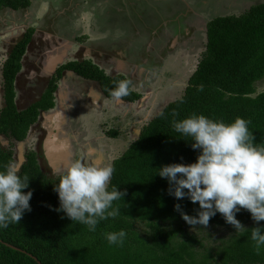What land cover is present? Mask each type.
Here are the masks:
<instances>
[{
	"label": "trees",
	"instance_id": "obj_1",
	"mask_svg": "<svg viewBox=\"0 0 264 264\" xmlns=\"http://www.w3.org/2000/svg\"><path fill=\"white\" fill-rule=\"evenodd\" d=\"M29 4L30 0H0V12ZM206 31V48L184 94L145 124L138 138L111 165L114 171L109 190L116 187L124 193L113 202V207L120 209L119 215L101 220L96 230L90 231L56 211L60 201L54 185L62 174H47L36 154L30 152L19 174L29 180L23 191L33 193L31 210L25 211L19 224L0 229V264H264V246L257 252L251 239L252 228L264 230V221L257 224L248 210L241 209L236 218L242 230L218 248L201 251L202 240L189 231V224L175 209L179 203L183 211L197 215L198 202L193 204L187 197L177 200L169 194L167 179L157 173L163 165L197 159L199 150L191 147L190 138L181 137L172 127L173 120L192 113L225 122L242 117L250 121L255 142L264 143V91L257 92L256 87L264 80V2L242 15L215 17ZM32 33H25L3 69L5 106L0 112V143L8 140V144H0V170L16 162L15 144L26 138L41 110L55 105L58 86L53 82L38 103L24 110L16 105L15 80ZM63 69L96 80L108 97L117 82L129 80L123 74H107L92 61L67 63L59 73ZM140 97L130 88L123 99L136 101ZM209 224L234 227L220 213L210 218ZM120 230L127 233L123 244H109L106 234Z\"/></svg>",
	"mask_w": 264,
	"mask_h": 264
},
{
	"label": "rangeland",
	"instance_id": "obj_2",
	"mask_svg": "<svg viewBox=\"0 0 264 264\" xmlns=\"http://www.w3.org/2000/svg\"><path fill=\"white\" fill-rule=\"evenodd\" d=\"M263 2L264 0H170L168 3L159 0H35L34 6L18 11L3 9L0 12V60L10 53L19 33L17 29V34H12L10 28L3 30L4 21L12 24L14 20H22L25 22L22 25H27L36 20L37 30L24 61L25 69L29 72L45 76L43 64L49 55L47 50L56 48L41 40L50 34L52 40H60L59 44H65L67 48L51 53L53 57L60 58L61 61L89 58L111 76L123 74L128 77L132 82V89L142 96L135 102L123 100L117 103L114 98L103 95L96 80L79 76L78 81L83 84L80 91L84 96L75 101L74 97L77 96H71L69 92L66 104L62 106L64 108L59 106L53 111L58 115L55 123L58 137L53 134L50 139L57 143L68 140L69 164L75 159H81L111 166V161L124 153L138 138L145 124L166 105L184 94L206 48L208 22L218 16L245 14L252 6ZM49 5L58 11L50 9ZM43 7L48 10L43 12ZM187 27L191 28L189 34L185 31ZM174 36L180 38L175 45L172 42ZM89 49L98 50L102 55L94 52L88 54ZM2 66L1 62V80ZM33 84H19L16 102H19L20 109L23 108L22 104L28 103L26 95ZM90 87L97 90L100 98L86 95ZM256 87L257 92L264 91V80L257 82ZM74 92H78V89L74 88ZM59 93L65 96L64 89ZM33 98L31 96V100ZM64 99L61 105L64 104ZM3 101L1 90L0 105L4 104ZM52 119L54 123V116ZM41 125L40 130L36 125L32 128L33 137L39 138L38 134H43L42 138L47 136L46 130L52 131L47 120ZM111 126L116 127L117 137L109 135L107 130ZM28 142L29 138L19 144L22 151L17 146L15 164L19 165L24 159ZM6 143L3 140L0 144L4 146ZM40 156L42 170H49L48 165L54 170L52 162L49 163L43 154ZM61 166L65 167L59 168V171L67 168V165ZM138 225L141 231L146 230L144 224ZM188 229L202 240L204 247L200 248L201 251L205 248H218L237 231L235 227L209 223L206 226L189 224Z\"/></svg>",
	"mask_w": 264,
	"mask_h": 264
},
{
	"label": "clouds",
	"instance_id": "obj_3",
	"mask_svg": "<svg viewBox=\"0 0 264 264\" xmlns=\"http://www.w3.org/2000/svg\"><path fill=\"white\" fill-rule=\"evenodd\" d=\"M131 81L124 79L110 91L117 103L130 94ZM203 91V86L199 87ZM178 115V113H174ZM250 121L236 117L232 122L216 120L203 114L192 113L182 120H173L172 127L181 137L192 141L191 147L199 150L192 163L163 165L157 172L169 182V194L177 200L187 197L198 202L197 215L176 211L190 225H208L210 218L220 213L237 231L242 228L236 213L246 209L259 224L264 221V143H256L249 131ZM24 157V155H23ZM24 160V159H23ZM22 160V162H23ZM114 169L98 161L73 160L54 185L63 212L74 222L95 231L101 220L115 218L120 209L113 202L124 195L119 188L109 184ZM20 167L8 163L0 170V229L19 224L25 211L31 210L32 191L29 180L21 177ZM127 233L124 230L106 234L109 244L122 245ZM251 239L259 252L264 246V230L252 228Z\"/></svg>",
	"mask_w": 264,
	"mask_h": 264
},
{
	"label": "flooded vegetation",
	"instance_id": "obj_4",
	"mask_svg": "<svg viewBox=\"0 0 264 264\" xmlns=\"http://www.w3.org/2000/svg\"><path fill=\"white\" fill-rule=\"evenodd\" d=\"M34 4H35V0H30V4H29V6H27V7H30L31 5L32 6H34ZM194 4V3H193ZM26 8V7H25ZM7 10H14V9H11V8H6ZM20 9H24V8H20ZM50 9H55V10H57L58 11V9H56V8H50ZM19 9H17V10H14V11H18ZM43 12H45V10H48L47 8H44L43 7ZM2 12V11H1ZM47 13V12H46ZM44 18H46V17H44ZM36 20H33V21H30V22H28L27 23V25H22L23 23H25L24 21H22V20H14V22L12 23V24H8V21H4V25L2 26V29L3 30H5V31H7L9 28L10 29H12V31H13V33L12 34H17V32H16V29L19 31V33L17 34L18 35V40L16 41V43H15V45L13 46V44H12V46H13V48L11 49V51H10V53L5 57H3V59L2 60H0V63L2 62L3 63V66H2V80L0 79V92H1V90H3V97H4V78H3V69H4V65H5V62L9 59V57L11 56V54H12V52H13V49L15 48V46L17 45V43L22 39V37L25 35V33H27L28 31H30V30H33V33H32V37H31V41H30V43H29V45L27 46V50H26V52H25V54L23 55V57H22V60H21V69H20V71L18 72V74H17V77H16V80H15V90H16V98H18V93H17V87H18V84H20L21 82L20 81H18L19 80V77L21 76V73H23V68H25V66H24V61L26 60V56H27V54H28V49H29V47H30V44L33 42V37H34V34H35V32H36V30H37V27H36ZM52 36L50 35V34H47L46 36H45V39L44 40H41V41H43L44 43L45 42H47L48 43V45L49 46H51V45H53L56 49L58 48V49H60V51L62 50V49H66L67 50V48H66V46H65V44H59V42H60V40H57V41H54V40H52L53 38H51ZM174 37H176V36H174ZM173 42V41H172ZM177 42H175L174 43V45L176 44ZM55 44V45H54ZM45 55H46V53H45ZM84 61H92L93 63H95L92 59H89V58H84V57H79L78 59H72V60H68V61H60V63L56 66V68L55 69H53V72L51 73V75L49 76V77H45V76H47L46 75V72H45V76L44 75H42V73H40V75L41 76H43V77H41V76H38L37 75V73L36 72H30V73H34L35 74V78L33 79L34 81H33V85H31V87L29 88V93L26 95V97L28 98V103H26L25 105L24 104H22L23 106V108H19L18 107V104H19V102H18V104H17V102H16V105H17V107H18V109L19 110H24V109H26L28 106H30L31 104H34V103H38L39 101H41L42 99H43V97H44V95H45V93H46V91H47V88L49 87V85H51V82H53V83H56L57 84V86H58V88H57V90L55 91V93H54V95H55V99H54V102H55V105H54V107L53 108H50V109H48V110H41V112H40V115H39V118H38V121L36 122V123H34L31 127H30V129H29V131H28V134H27V136H26V138L23 140V141H19V142H17L16 144H15V147H14V149H15V151H16V148H17V146L19 147V144L21 143V142H24L27 138H29V142H28V144H27V151H26V153L24 152V159L25 160H23V162L22 161H20V163H19V167H20V170H21V167H22V165H23V163L27 160V154L28 153H30V152H34L35 154H36V156H37V160H38V162H39V164H40V155L41 154H43L44 155V158H45V156H46V159L48 158L47 157V150H46V145H45V141L49 138L48 136L50 135V133H51V131H48V130H46V133H47V136H44V137H42L41 138V136L43 135H41V134H38L39 135V138H37V137H33L32 135H31V130H32V128H34V126L36 125L37 126V128L40 130V128L42 127V123L45 121V120H47V122H48V125L51 127V129H52V131H54V133H57L58 132V129H57V126H55V123H57V117H58V115H57V113L55 112V113H53V111H55V110H57V107H59V106H61V104L63 103V99H64V104H63V106L66 104V102H65V100L67 99V96L69 95V92H71V96H75L74 94H76L75 92H74V88H73V90H71V88H68V86L66 87L65 85H64V76H66L68 73H70V72H73V73H75L77 76H81V75H79L76 71H74V70H72V69H63L60 73H59V71H60V69H61V67L63 66V65H65V64H67V63H70V62H84ZM46 63V62H45ZM45 63L43 64V68H44V70H45ZM96 64V63H95ZM103 69V68H102ZM106 72V71H105ZM25 73V72H24ZM29 73V74H30ZM116 75H118V74H116ZM116 75H114V76H116ZM81 77H83V76H81ZM88 79V78H87ZM129 79V78H128ZM23 80H24V78H23ZM36 82H38V84H36ZM42 82V83H41ZM36 84V85H35ZM63 86H64V89L66 90V94H65V96H64V94L63 95H60L61 93H59L60 91H63V90H61L62 88H63ZM130 88L132 89V87L130 86ZM133 91H135L134 89H132ZM73 91V92H72ZM135 92H137V91H135ZM137 93H139V92H137ZM139 94H141V93H139ZM31 96H33L34 98H33V100H31ZM142 97V96H141ZM140 97V98H141ZM110 98H113V97H110ZM74 99H75V101H79V99L80 98H75L74 97ZM139 99V98H138ZM123 100H125V99H123ZM16 101V100H15ZM125 101H128V100H125ZM4 102V101H3ZM2 102V103H3ZM131 102H135V101H131ZM5 106V102H4V104H1L0 105V112H1V109L3 108ZM62 108H64V107H62ZM52 116H54V118L56 119V121L53 123V120L54 119H52ZM113 117H114V115H112ZM122 119V118H121ZM106 125H108V124H106ZM35 126V127H36ZM45 128V127H44ZM116 129V127L115 126H111L110 128H108V130L107 131H109V135H111V136H115V137H117L118 136V131L117 130H115ZM40 132H42V133H44V131H40ZM114 132L116 133V135L114 134ZM49 134V135H48ZM5 141H7V143L5 144V145H7L8 144V140H5ZM3 142V141H2ZM4 145V146H5ZM129 148V147H128ZM19 150H21L22 151V147L20 148L19 147ZM123 154V153H122ZM121 154V155H122ZM120 157V156H119ZM118 158V157H117ZM116 158V159H117ZM17 161V160H16ZM15 163H17V162H15ZM68 164H69V162H67V166H68ZM57 166H59V165H57ZM57 166H53V167H55L54 168V170L52 169L51 170V166L49 167V165H48V168H49V170L47 169L46 170V173L47 174H49V175H52V176H58V175H60V174H63V172L66 170V169H63L64 171H59L60 169H61V167H65V166H59L58 168H56ZM60 168V169H59ZM42 169V168H41ZM44 171V170H43Z\"/></svg>",
	"mask_w": 264,
	"mask_h": 264
},
{
	"label": "crops",
	"instance_id": "obj_5",
	"mask_svg": "<svg viewBox=\"0 0 264 264\" xmlns=\"http://www.w3.org/2000/svg\"><path fill=\"white\" fill-rule=\"evenodd\" d=\"M51 1V0H50ZM159 1H163V2H166V3H168L169 1L168 0H159ZM191 5V4H190ZM49 7H50V5H49ZM46 8V7H45ZM51 8V7H50ZM176 14H178L177 12H175ZM175 18H178V16L177 15H175ZM190 29L191 28H186L185 29V31H186V33H190ZM172 40H173V42L175 43V42H179L180 41V38L178 37V36H176V37H173L172 38ZM90 51L88 52V54H90V53H92V52H94V53H96V54H99V55H102V53L100 52V51H98V50H94V49H89ZM58 51H60V49H56V50H53V48L51 49V50H47V52H48V57H46L47 59H46V63H45V72H46V75H47V77H49L50 75H51V73L53 72V69H55L56 68V66L60 63V61H61V59L60 58H56V57H53L52 55H51V53H53V52H58ZM97 64V63H96ZM98 65V64H97ZM99 66V65H98ZM23 73H21V76L19 77V80L18 81H20L22 84L24 83V84H27V83H30V82H33L34 80V78H35V74L34 73H30L27 69H25V68H23ZM25 72V73H24ZM30 73V74H29ZM79 76H77L75 73H73V72H70V73H68L66 76H64V85L67 87L68 86V88H71V90H73V88H77L78 89V92H75L76 94H75V96H77L76 98H81V97H83L84 95H83V93L80 91L81 90V85H83L80 81H78V78ZM23 78H24V80H23ZM18 87H19V84H18ZM18 87H17V89H18ZM64 89V86H63V88L61 89V90H63ZM65 90V89H64ZM73 92V91H72ZM65 94H66V90H65ZM86 95H88V96H90L91 98H93L94 96H96V97H98V98H100V96H99V94H98V92H97V90L95 89V88H93V87H90L89 88V91H88V93H86ZM103 95H104V93H103ZM107 97V96H106ZM110 98V97H109ZM101 100V99H100ZM99 100V101H100ZM98 102V101H97ZM62 106L63 105H61L60 106V108L62 109ZM104 106V105H103ZM106 108H108V106H105ZM54 134V137H55V135L58 137V132L57 133H54V131H51V133H50V135L48 136L49 138L45 141V145H46V143H47V141H49V143H51L52 144V138L50 139V137L52 136ZM50 139V140H49ZM68 140L66 139L64 142H62V143H57L55 140H54V145L53 146H55L56 148V154H54L53 153V161H52V165H54V166H56L57 164H59V163H65L67 160H65L66 159V154H67V147L69 146V143L67 142ZM47 150V149H46ZM48 157V156H47ZM47 160H48V162L50 161L48 158H47ZM65 160V161H64ZM54 162V163H53ZM50 163V162H49Z\"/></svg>",
	"mask_w": 264,
	"mask_h": 264
},
{
	"label": "water",
	"instance_id": "obj_6",
	"mask_svg": "<svg viewBox=\"0 0 264 264\" xmlns=\"http://www.w3.org/2000/svg\"><path fill=\"white\" fill-rule=\"evenodd\" d=\"M50 140V139H49ZM54 145V142H52V144L51 143H49V141H47V143H46V149H47V156H48V159L52 162L53 161V153L54 154H56V147L55 146H53ZM22 157V156H21ZM22 160H23V158H22ZM65 160H67L65 163H59V164H57V165H66L67 164V162H68V147H67V154H66V159ZM64 160V161H65ZM115 160V158L111 161V165H112V163H113V161ZM54 163V162H53ZM56 165V166H57ZM10 246H12L13 248H15V249H19V248H17V247H15V246H13V245H10ZM39 263L40 264H42L40 261H39Z\"/></svg>",
	"mask_w": 264,
	"mask_h": 264
}]
</instances>
